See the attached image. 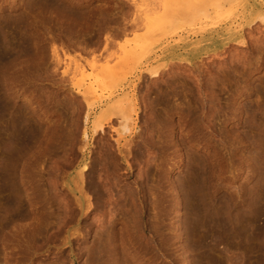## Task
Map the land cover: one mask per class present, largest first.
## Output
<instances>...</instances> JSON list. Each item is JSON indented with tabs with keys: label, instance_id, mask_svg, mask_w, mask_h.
<instances>
[{
	"label": "rangeland",
	"instance_id": "obj_1",
	"mask_svg": "<svg viewBox=\"0 0 264 264\" xmlns=\"http://www.w3.org/2000/svg\"><path fill=\"white\" fill-rule=\"evenodd\" d=\"M0 35V264H206L213 200L254 230L209 264H264V0H0Z\"/></svg>",
	"mask_w": 264,
	"mask_h": 264
},
{
	"label": "bare ground",
	"instance_id": "obj_2",
	"mask_svg": "<svg viewBox=\"0 0 264 264\" xmlns=\"http://www.w3.org/2000/svg\"><path fill=\"white\" fill-rule=\"evenodd\" d=\"M168 2V1H167ZM187 2V1H186ZM62 3V2H61ZM180 3V2H179ZM200 3V2H199ZM38 4V3H37ZM53 5V4H52ZM201 5H203V4H201ZM215 5V4H214ZM41 6V5H40ZM44 6H42V8H43ZM59 7V6H58ZM171 7V6H170ZM220 7V6H219ZM39 8V7H38ZM47 8V7H46ZM52 8V7H51ZM64 8H66L65 6H64ZM221 8V7H220ZM67 9V8H66ZM77 9V8H76ZM56 10V9H55ZM177 10V9H176ZM175 10V11H176ZM56 12V11H55ZM71 12V11H70ZM61 13V12H60ZM75 13V12H74ZM83 13V12H82ZM81 13V14H82ZM73 16V15H72ZM85 16V15H84ZM67 17V16H66ZM70 17V16H69ZM79 17H81V16H79ZM72 18V17H71ZM75 18V17H74ZM65 19V18H64ZM68 19H70V18H68ZM65 24V23H64ZM69 25H70V23H69ZM71 25H72V23H71ZM74 25V24H73ZM72 25V26H73ZM61 27V26H60ZM64 29V28H63ZM3 32V31H2ZM6 32V31H5ZM11 32V31H10ZM45 32V31H44ZM50 32V31H49ZM54 32V31H53ZM79 32V31H78ZM62 33V32H61ZM71 33V32H70ZM4 34V33H3ZM59 34V33H58ZM99 35V34H98ZM1 36V35H0ZM117 36V35H116ZM69 37V36H68ZM108 37H110V36H107V38H106V40H108ZM113 37V36H112ZM233 37V36H232ZM5 38V37H4ZM3 38V39H4ZM56 39V38H55ZM65 39V38H64ZM54 40V39H53ZM73 40V39H72ZM95 40H98V39H95ZM7 41V40H6ZM40 41V40H39ZM49 41V40H48ZM64 41V40H63ZM69 41V40H68ZM74 41V40H73ZM37 42V41H36ZM41 42V41H40ZM65 42V41H64ZM108 42V41H107ZM106 42V43H107ZM9 43V42H8ZM35 43V42H34ZM69 43V42H68ZM24 44V43H23ZM37 44H38V42H37ZM37 44H34V45H37ZM227 44V43H226ZM1 45V44H0ZM2 46V45H1ZM13 46V45H12ZM68 46V45H67ZM37 47V46H36ZM68 47H70V46H68ZM8 48H9V46H8ZM27 48V47H26ZM30 48V47H29ZM36 49H39V48H36ZM57 49L58 48H56V45H55V47H53L52 48V53H53V61H54V59L56 60V62L57 63H59L58 61H59V55H58V53H57ZM13 50V49H12ZM28 50H30V49H28ZM32 51V50H31ZM30 51V52H31ZM37 51V50H36ZM60 51V50H59ZM65 51V50H64ZM79 51V50H78ZM83 51V50H82ZM39 53V52H38ZM37 53V54H38ZM84 53V52H83ZM125 54H124V56L125 55H129L128 53H131V52H124ZM30 54V53H29ZM28 54V55H29ZM41 54V53H40ZM43 54V53H42ZM30 56V55H29ZM37 56V55H36ZM0 57H1V55H0ZM33 57V56H32ZM24 58H26V57H24ZM23 58V59H24ZM37 58V57H36ZM119 59H121V58H119ZM118 59V60H119ZM180 59V58H179ZM39 60V59H38ZM122 60V59H121ZM10 61V60H9ZM8 62V61H7ZM38 62V61H37ZM13 64H14V61L12 62ZM11 63V64H12ZM16 63V62H15ZM39 63V62H38ZM42 63V62H41ZM54 63V62H53ZM123 63V62H122ZM179 63V62H178ZM188 63V62H187ZM6 64V63H5ZM8 64V63H7ZM37 64V63H36ZM55 64V63H54ZM60 64V63H59ZM115 64H117V63H115ZM177 64V62L175 63V65ZM39 65V64H38ZM119 65V64H118ZM158 65V64H157ZM1 66V65H0ZM80 66V65H79ZM81 66H82V64H81ZM84 66V65H83ZM115 66V65H114ZM117 66V65H116ZM160 66H161V64H160ZM2 67V66H1ZM5 67V66H4ZM4 67H2V68H4ZM11 67V66H10ZM59 67V66H58ZM92 67V66H91ZM80 68V67H79ZM184 68V67H183ZM16 69V68H15ZM151 69V68H150ZM153 69H154V67H153ZM182 69V68H181ZM81 70V69H80ZM149 70V69H148ZM152 70V69H151ZM147 71V70H146ZM106 72H107V70H106ZM149 72V71H148ZM159 72L160 71H158L157 69H155V70H153V71H151V74L154 76V77H156V76H158L159 75ZM182 72V71H181ZM164 74V73H163ZM161 75V74H160ZM63 79H64V77H63ZM66 79H64V81H65ZM157 80V79H156ZM179 80V79H178ZM68 81V80H67ZM184 81V80H183ZM179 84V83H178ZM134 85V84H133ZM165 86V85H164ZM178 87V86H177ZM223 87V86H222ZM76 88V87H75ZM181 88V87H180ZM183 88H185V87H183ZM190 89V88H189ZM135 90V89H134ZM182 90V89H181ZM178 91V90H177ZM183 91H184V89H183ZM170 93V92H169ZM178 93V92H177ZM193 93V92H192ZM191 93V94H192ZM186 94V93H185ZM190 94V95H191ZM134 95V94H133ZM159 96H160V94H159ZM162 96V95H161ZM171 96V95H170ZM181 96H182V94H181ZM184 96H186V95H184ZM163 97V96H162ZM172 97V96H171ZM171 97L169 98V99H171ZM179 97V96H178ZM5 98V97H4ZM166 98V97H165ZM124 99V98H123ZM159 99H160V97H159ZM158 99V100H159ZM179 99H181V98H179ZM183 99H184V97H183ZM182 99V100H183ZM5 100V99H4ZM161 100V99H160ZM167 100V99H166ZM177 100V99H176ZM175 100V101H176ZM116 101H121V99L120 100H116ZM168 101V100H167ZM170 101V100H169ZM181 101V100H180ZM1 102V101H0ZM3 102V101H2ZM135 102V101H134ZM132 103V102H131ZM155 103V102H154ZM164 104H166V103H164ZM176 104V103H175ZM1 105V104H0ZM158 105V104H157ZM181 105V104H180ZM130 106V105H129ZM162 106V105H161ZM188 106V105H187ZM158 107V106H157ZM176 107V106H175ZM4 108V107H3ZM161 108V107H160ZM162 109V108H161ZM180 109V108H179ZM182 109V108H181ZM187 109V108H186ZM2 109L0 108V111H1ZM171 110V109H170ZM183 110V109H182ZM165 111V110H164ZM128 112H129V110H128ZM159 112V111H158ZM166 112H168V111H166ZM130 113V112H129ZM128 113V114H129ZM164 113V112H163ZM1 115V114H0ZM4 115V114H3ZM88 115V114H87ZM123 115H125V114H123ZM130 115V114H129ZM136 115V114H135ZM187 115V114H186ZM192 115V114H191ZM126 117H127V115H125ZM167 116V115H166ZM188 116V115H187ZM189 116H190V114H189ZM2 117V116H1ZM1 117H0V120H1ZM20 117V116H19ZM122 117H124V116H122ZM129 117V116H128ZM253 118V117H252ZM14 119V118H13ZM17 119V118H16ZM19 119V118H18ZM100 119V118H99ZM126 119V118H125ZM22 120V118L21 119H19L18 120V123H20V125H18L17 126V128H20V130H19V132L21 133V143H19V146H20V144H22V147L24 148V147H26L28 144H29V141H30V135H29V130H28V127L25 125V123L23 122V121H21ZM87 120V119H86ZM102 120V119H101ZM101 120H97L96 122H95V130H99V129H102V127H103V122L101 121ZM3 121V120H2ZM15 121V120H14ZM22 123H21V122ZM162 121V120H161ZM17 122V121H16ZM124 122V121H123ZM196 125V124H195ZM251 125V124H250ZM13 126V125H12ZM20 126V127H19ZM200 126V125H199ZM1 122H0V131H2L1 130ZM88 127V126H87ZM3 129V128H2ZM124 129H126V126L124 125L123 126V130ZM18 130V129H17ZM119 130H121V129H119ZM16 131V130H15ZM100 131V130H99ZM12 132V131H11ZM17 132V131H16ZM122 132V131H121ZM9 133V132H8ZM3 134H4V132H3ZM7 134V133H6ZM19 134V133H18ZM9 135V134H8ZM13 135V134H12ZM11 135V136H12ZM20 135V134H19ZM10 136V135H9ZM16 136V135H15ZM263 136V135H262ZM8 139V138H7ZM10 139V138H9ZM16 140V139H15ZM15 140H13V141H15ZM11 141V140H10ZM260 141V140H259ZM8 142V141H7ZM263 142H264V139H263ZM12 143H14V142H12ZM261 143V142H260ZM253 144V143H252ZM259 144V143H258ZM8 145H10V144H8ZM264 145V144H263ZM13 146V145H12ZM22 147H20V150H21V148ZM8 148V147H7ZM22 148V149H23ZM262 152V151H261ZM263 154H264V147H263ZM255 158V157H254ZM263 162V161H262ZM203 166V165H202ZM202 166H200V164L197 162V164H196V166H195V168H193V169H191V171H190V177H189V179H187V181L188 182H190V183H192L193 182V184H194V182H196L197 181V183H199V180L202 182L203 180H202V176L204 175L203 173H204V169H203V167ZM204 168H205V166H204ZM203 172V173H202ZM203 174V175H202ZM196 184V183H195ZM194 184V185H195ZM181 185V184H180ZM182 186V185H181ZM198 186V185H197ZM200 186V185H199ZM201 188V187H200ZM15 193V192H14ZM195 194H196V192H195ZM15 195H17V194H15ZM15 195H13V197H15ZM19 196V195H18ZM246 197V196H245ZM18 197H16L15 199H17ZM13 200H14V198H12ZM20 199V198H19ZM221 200V199H220ZM16 201L18 202L19 200H14L12 203L15 205L14 207H16L17 208V206H16ZM224 201H227V200H224ZM229 201V200H228ZM199 202H200V205H204V200H202L201 199V197L199 198ZM216 200H213L212 201V203H214L213 204V208L215 207V204H216ZM252 202V201H251ZM255 202H256V200H255ZM19 203V202H18ZM17 203V204H18ZM227 203V202H226ZM11 204V203H10ZM9 204V205H10ZM219 204H221L220 202H219ZM254 204H256V203H254ZM254 204H250V203H248V201H245V203L243 204L244 205V208L246 207V209L248 210V211H250V213L252 214V217H255L256 215H258L257 214V212H256V209L258 208V211H259V208L261 207H258V206H255ZM12 205V204H11ZM223 205H225V204H223ZM230 205V204H229ZM229 205H228V207H229ZM232 205V204H231ZM231 205H230V207H231ZM259 205V204H258ZM262 205V204H261ZM20 206V205H19ZM227 206V205H226ZM11 208L13 207V205L12 206H10ZM225 206H223V208H224ZM257 207V208H256ZM8 208V207H7ZM11 208H9L8 210H7V212L8 211H10V209ZM213 208L211 209V210H207L206 209V211L205 212H202V208L201 207H199L197 210H196V212H195V214H194V216H196V220H197V223L196 222H189L188 224H187V227L190 229H188L189 230V236L192 238L193 237V232H194V223H196L197 224V226L202 230V232H204V240L202 241L203 242V244L201 245L203 248H204V251H205V258H206V264H209L210 262V260H209V257H208V255H209V253L208 252H210L211 250H212V248H213V245L216 243V241H218V238H219V236L217 237L215 234V236L212 234V233H210L211 232V230H212V228H214L213 226H217L216 228H219L220 230H221V232L222 233H225V235L227 236V235H235L237 238H241V239H246L248 236H250V234L253 232V230H254V227H253V225H251L250 224V222H248L247 221V219H245L244 218V220H242V219H239V217L238 218H234L233 217V215H232V210H230V208H229V211L227 212V214L225 215V213H224V215H223V213H221L222 211H221V209L220 208H222V206L220 207V205H219V208L217 209V207H215V209H217V211H214L213 210ZM232 208V207H231ZM6 212V213H7ZM261 213L263 214L264 213V208H262V210H261ZM238 214V213H237ZM201 215H203V216H201ZM44 216V215H43ZM112 217V216H111ZM201 217H203L202 218V221L201 220H199ZM46 218V217H45ZM137 219V218H136ZM136 219H134L135 221H136ZM44 220V219H43ZM46 220V219H45ZM48 220V219H47ZM133 221V220H132ZM114 222V221H113ZM138 222V221H137ZM134 223V222H133ZM133 223L131 224V226H134L133 225ZM130 224V223H129ZM135 224V223H134ZM243 224V225H242ZM113 225V224H112ZM136 225V224H135ZM150 225V224H149ZM165 225V224H164ZM129 225H127V227H128ZM148 226V225H147ZM105 227V226H104ZM113 227V226H112ZM134 227H137V226H134ZM122 228V227H121ZM139 228V227H138ZM135 229V230H140V229ZM145 228V227H144ZM149 228H150V226H149ZM198 228V229H199ZM107 229V228H106ZM123 229V228H122ZM125 229H127L126 227H125ZM133 229V230H134ZM113 230V229H112ZM121 230V229H120ZM128 230H131L132 231V229H131V227L129 226V228H128ZM128 230H127V232H128ZM147 230H148V228H147ZM151 230H153L152 228H151ZM104 231V230H103ZM107 231V230H106ZM122 231V230H121ZM120 231V232H121ZM130 231V232H131ZM169 231V230H168ZM135 233H136V231H134ZM133 231H132V233H134ZM138 232V231H137ZM112 233V232H111ZM116 233V232H115ZM128 235H130V233L128 234ZM133 235V234H132ZM132 235H130V236H132ZM136 235H138V233H136ZM157 235V234H156ZM167 235V234H166ZM133 236H135V235H133ZM133 236L131 237V238H133ZM165 236V235H164ZM103 237V236H102ZM102 237H99L100 239L102 238ZM105 237H106V235H105ZM111 237V236H110ZM129 237V236H128ZM135 237H137V236H135ZM135 237H134V239H132V240H136L135 239ZM139 237V236H138ZM230 237V236H229ZM243 237V238H242ZM108 238V237H107ZM103 239V238H102ZM101 239V240H102ZM138 239V238H137ZM169 239V238H168ZM168 239L166 240V241H168ZM220 239V238H219ZM209 240V241H208ZM248 240V239H247ZM111 241V240H110ZM170 241V240H169ZM221 241V240H220ZM94 242V241H93ZM98 242V241H97ZM109 242V241H108ZM211 242V243H210ZM101 243H102V241H101ZM104 243V242H103ZM103 243L101 244L102 246H103ZM167 243H169V242H167ZM93 244H95V243H93ZM97 244H100V242H98ZM141 244V243H140ZM108 245V244H107ZM106 245V246H107ZM189 245L191 246V248L192 247H197L198 246V244L194 241V240H191V243H189ZM113 246V245H112ZM115 248V247H114ZM147 248V247H146ZM104 248H100L99 247V249L97 250L98 251V253L100 252V251H103L104 252V250L105 251H107V247H105V249L103 250ZM144 249H145V247H144ZM97 251H93V252H97ZM110 251V250H109ZM147 251V250H146ZM101 253V252H100ZM99 253V254H100ZM92 254H96V253H92ZM107 253H105V255H106ZM208 254V255H207ZM104 254H103V256H105ZM92 256H94L95 257V255H92ZM107 256H109V255H107ZM94 257H92V259H94ZM99 257H101V255L99 256ZM109 257H111V256H109ZM96 258H98V254H97V256H96ZM108 258V257H107ZM204 258V259H205ZM91 259V260H92ZM99 259H101V258H99ZM103 260V259H102ZM101 260V261H102ZM211 260H212V258H211ZM92 261H94V260H92ZM96 261V260H95ZM113 262V261H112ZM118 262V261H117ZM120 263V262H119ZM185 263V262H184ZM65 264V263H64ZM92 264V263H91Z\"/></svg>",
	"mask_w": 264,
	"mask_h": 264
}]
</instances>
